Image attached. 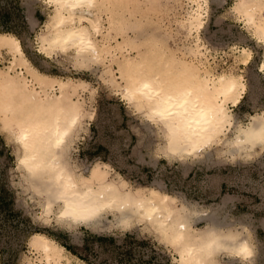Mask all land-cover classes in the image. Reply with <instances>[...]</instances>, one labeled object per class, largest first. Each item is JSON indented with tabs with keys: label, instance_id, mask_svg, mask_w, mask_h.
<instances>
[{
	"label": "rangeland",
	"instance_id": "obj_1",
	"mask_svg": "<svg viewBox=\"0 0 264 264\" xmlns=\"http://www.w3.org/2000/svg\"><path fill=\"white\" fill-rule=\"evenodd\" d=\"M154 1L159 8L149 14L155 20L146 22L139 31L132 25H126V29L121 31L111 29V10L100 11L103 28L97 41L107 43L109 48L106 49L111 51L102 62L81 66L72 55L53 53L48 56L39 50L37 36L46 29V22L53 12V7L45 0H0V77L5 73L10 78L16 76V72L25 74L29 82L35 80L32 83L34 87L40 90L41 85L50 94L60 93L61 87H64L69 104L79 101L83 105L84 118L74 134L70 152V159L79 176L90 175L97 167L107 170L109 176L127 190L144 191L146 196L154 198L168 194L170 203L178 210V216L189 212L188 209L203 212L195 221V228L201 232L214 226L220 232L234 230L241 237L245 235L249 238L254 248L251 262L231 261L226 253H221L219 259L223 264H264V150L251 157L233 155L225 143L235 133L233 125L226 128L221 143L209 146L201 154L180 158L168 150L169 137L162 125L155 123L146 114V109L129 103L119 93L118 82L123 81V71L126 72L122 56L134 57L140 49H146L140 41H131L136 36L144 39L161 32L158 38L167 51L175 50L189 61L195 58L194 54L192 57L191 53H183L187 51V46L193 44L194 38L178 24L188 15L191 0ZM234 1L210 0L201 36L211 49L207 58L213 69L218 72L233 68L244 75V97L237 106L230 104L236 124H244L249 121L250 114L264 116V71L258 69L264 45L235 16L231 9ZM149 2L151 0H130L128 6L140 3V6L146 7ZM129 12L126 10L127 14ZM11 33L20 39L35 71L25 59L14 58L16 45L9 35ZM142 39V42L145 41ZM243 46L252 50V59L247 65L235 63L236 51ZM41 94L44 96L43 91ZM0 111V183L11 191L14 210L19 212L0 240V264H38L40 254L31 243L32 235L38 231L52 234L53 238L59 237L74 247H81L83 240L89 239L93 251L101 252L98 260L109 258L110 264L116 263L111 257L117 250L116 246L124 242L137 251L136 256L140 253L141 264L181 263L177 245L160 236L141 219L117 225L116 215L109 212L97 225H68L58 222L54 214H45L46 195L37 192L36 180L19 163L24 149L16 138L13 114L1 107ZM56 206L57 203H54L55 209ZM125 234L131 237L124 239ZM94 235L113 237L115 241L101 246L91 242ZM139 239H147L151 244L139 245ZM152 243L157 245L155 251L151 249ZM66 254L72 259L70 264H87L70 251Z\"/></svg>",
	"mask_w": 264,
	"mask_h": 264
},
{
	"label": "bare ground",
	"instance_id": "obj_2",
	"mask_svg": "<svg viewBox=\"0 0 264 264\" xmlns=\"http://www.w3.org/2000/svg\"><path fill=\"white\" fill-rule=\"evenodd\" d=\"M45 2L53 7V12L46 29L37 36L39 50L48 56L53 53L72 55L81 66L98 64L111 51L107 50L106 42L97 41L103 28L100 11L111 10V29L121 31L126 25H132L139 31L146 22L155 20L149 13L159 8L154 0L146 7L140 3L128 6L130 0ZM209 2L191 0L188 15L178 23L194 38L193 44L183 52L185 55L191 53L192 57L194 54V60H187L175 50L167 51L158 38L161 32L154 37L152 34V37L141 38L143 42L136 36L131 41L141 42L146 49H138L134 57L122 56L126 72L123 71V83L118 82L119 93L129 103L146 109V114L162 125L169 137L168 150L180 158L201 154L209 146L221 143L226 128L233 125L235 133L225 141L230 152L251 157L264 150V116L250 114L248 122L236 124L230 104L237 106L241 102L246 81L244 75L233 68L217 72L208 61L207 53L211 49L203 42L201 31L205 27ZM231 9L251 35L264 45V0H235ZM126 10L130 12L127 14ZM9 35L16 45L14 58L25 59L35 71L20 39L15 34ZM236 52V64L247 65L252 59V50L247 46ZM203 56L204 59L200 58ZM258 69L264 71V54ZM5 75L0 77V107L13 114L16 138L24 149L19 163L36 180L37 192L46 195L45 214H54L58 222L68 225H97L109 212L116 215L117 225L141 219L177 245L180 264H223L219 259L221 253H226L231 261L251 262L254 248L248 237H241L234 230L220 232L214 226L201 232L195 228V221L203 212L188 209L189 212L178 216V210L170 203V195L154 198L146 196L144 191L127 190L109 176L107 170L97 167L90 175L79 176L70 152L74 134L84 118L83 105L79 101L69 104L64 87L60 93L50 94L41 85L40 90L34 87L35 80L29 82L25 74L16 72L11 78ZM54 203H57L56 209ZM31 243L40 254L38 264L71 263L72 259L66 254L68 250L53 237L38 231L32 235Z\"/></svg>",
	"mask_w": 264,
	"mask_h": 264
},
{
	"label": "trees",
	"instance_id": "obj_3",
	"mask_svg": "<svg viewBox=\"0 0 264 264\" xmlns=\"http://www.w3.org/2000/svg\"><path fill=\"white\" fill-rule=\"evenodd\" d=\"M6 30H9L8 27H5ZM14 199L11 191L6 187L5 184L0 183V240L6 235L7 228L12 225L14 219L19 215L18 211L14 210L13 207ZM41 232V231H39ZM52 236V234H49ZM131 237L129 234H125L124 239ZM61 245H63L68 251L73 255H76L79 259L84 260L87 264H110L109 258H100V253L93 251L89 239H84L81 247L70 246L64 241L60 240L59 237H54ZM91 242L99 243L101 246L104 243H114L113 237H104V236H91ZM139 245L151 244L147 239H139L137 242ZM152 251L157 249L156 243H152ZM116 252L112 253V258L115 260V264H141L143 262L140 253L136 256L137 251H134L131 247L126 245L124 242L122 245L116 246ZM116 253V254H115ZM134 258L136 260L134 261ZM141 262V263H140Z\"/></svg>",
	"mask_w": 264,
	"mask_h": 264
}]
</instances>
